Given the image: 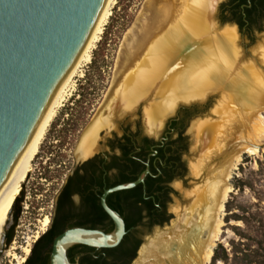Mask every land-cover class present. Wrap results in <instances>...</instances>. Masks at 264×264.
Returning a JSON list of instances; mask_svg holds the SVG:
<instances>
[{"label": "bare ground", "instance_id": "obj_1", "mask_svg": "<svg viewBox=\"0 0 264 264\" xmlns=\"http://www.w3.org/2000/svg\"><path fill=\"white\" fill-rule=\"evenodd\" d=\"M159 1L161 4L157 6ZM113 2L104 1L83 48L51 97L18 171L0 198V243L11 207L32 170L45 132L71 94L75 74L91 61V51ZM213 2L147 0L149 19L139 26L133 50L127 56L133 67L121 81L113 82L75 149L76 158L87 156L98 130L110 127L117 111L133 108L149 94L152 96L144 107V115L148 130L154 131L179 102L198 100L212 89L222 90L213 109L219 117L199 120L194 126L195 137H203V148L191 166L192 172L200 174L211 157L219 160L208 168L204 183L195 186L191 201L178 214L176 225L168 232H158L142 246L135 264H208L212 247L221 235L223 203L232 190L229 183L232 171L243 152L259 151L257 142L264 136V72L253 61L236 65L237 32L234 27L214 29L210 18ZM259 59L264 64V47L259 50ZM235 132L238 141L231 145L227 142L229 147L225 149L226 139ZM175 211L178 213L179 209ZM47 224L46 216L43 226ZM29 250V246L24 247V254ZM24 260L22 256L18 263Z\"/></svg>", "mask_w": 264, "mask_h": 264}, {"label": "rangeland", "instance_id": "obj_2", "mask_svg": "<svg viewBox=\"0 0 264 264\" xmlns=\"http://www.w3.org/2000/svg\"><path fill=\"white\" fill-rule=\"evenodd\" d=\"M219 1L221 3L225 0ZM146 2L147 0H114L112 3L110 15L91 51V61L84 64L80 68L81 70L75 74L73 78L74 88L58 108L48 126L38 153L32 161V170L22 184L21 190L23 189L24 196L22 202L19 203L22 211L14 227V236L11 242L6 245L3 240L0 243V264H19L18 258L27 255L24 254V247L29 246L30 248L36 240L34 239L35 235H41L42 231L45 230L46 226H43V219L51 212L55 192L61 183L62 171L58 164L62 161L72 162L82 133L100 109L107 93L113 84L121 81L123 75L133 67L130 61L128 63L127 56L133 50V43L139 34V26L144 20L149 19L151 11L146 8ZM160 4L159 1L156 5ZM212 13L211 11V15ZM215 14H218V11H215ZM211 20L216 27L215 20L212 18ZM225 26L217 28V31H221ZM236 45L239 51V59L237 58L236 65L253 61L264 72V64L259 59V50L264 47V22L262 30L255 31L252 40L245 35L239 36L237 34ZM80 71H82L81 75ZM209 95L208 99L199 101L197 112L188 120L184 131L188 145L187 151L183 154H187L191 161H195L196 156L191 150L194 144L191 141V131H189L191 122L215 116L213 109L221 98L217 91H212ZM151 96V94L145 96L129 110L117 111L112 117V125L98 130L96 142L107 137L111 130L120 133L118 124L121 123L131 129L138 127L142 134L152 138L160 137L166 121L175 116L177 112L167 115L161 126L154 131H149L145 121L144 107ZM189 102L179 103L189 104ZM175 108L178 110L177 105ZM76 124L79 130L74 132L72 128ZM100 130L103 131L99 135ZM236 135L235 132L230 139H226L225 149L238 141ZM257 143L260 145L259 151L254 154L243 152L234 167L229 178L232 190L223 203L222 231L213 251L218 244H222L229 254L228 264L243 263L241 259L243 252L238 251L235 256L233 249L246 250V244H250L252 247L260 244L264 248V136ZM211 159L210 168L216 165L219 158L211 157ZM184 160L186 173L182 184H180V180H173L170 184L172 188L171 199L167 204L169 220L166 224L161 225L160 229L155 225L149 230L143 229L140 235L139 251L142 246L154 239L158 232H164L166 227L171 226L169 221L176 218L173 215V210L179 209V214L183 213L182 208L190 202L186 201V194L195 186L204 183L203 177L202 179L191 177L188 170V160L186 158ZM176 184H179L180 187H176ZM234 215H238L240 219H236ZM12 221L10 211L4 229L5 233ZM14 254L16 258H13ZM261 254H264V251H261ZM212 255L208 264H224L222 260L212 262ZM138 257L139 254L136 253L135 258L129 264H135ZM257 258V260H264V255Z\"/></svg>", "mask_w": 264, "mask_h": 264}, {"label": "water", "instance_id": "obj_3", "mask_svg": "<svg viewBox=\"0 0 264 264\" xmlns=\"http://www.w3.org/2000/svg\"><path fill=\"white\" fill-rule=\"evenodd\" d=\"M104 1L0 0V198L18 171L51 97L83 48ZM219 5L220 1L214 0L212 15L210 11V18L216 23L214 29L227 25L234 27L237 34L242 36L236 23L219 20L215 14ZM212 91L222 95L221 89H212L204 97L189 104L178 103L177 107L198 105L200 100L208 99ZM176 112L177 108H174L171 113ZM213 113L215 116L204 119H217L218 113ZM198 121H192L189 129L194 143L191 150L196 155L195 161L189 160L187 154H183V158L188 160L191 177H203L202 180H205L202 175L208 171L212 159L198 175L191 169L203 148V137H195L194 126ZM97 147L95 140L94 146L84 158L93 155ZM149 172L147 163L135 180L105 188L100 202L113 222L112 231L84 227L65 229L53 240L51 264H81L67 259L66 250L72 244L96 248L117 246L128 230L122 216L107 204L106 197L112 192L143 183ZM179 182L182 184V180ZM176 187L180 185L176 184ZM194 188L186 194V201H191ZM173 211L176 218L169 221L171 226L166 227V232L177 223L180 210L178 213ZM155 226L159 229L161 227ZM4 238L5 232L1 235V242ZM139 253L138 249L137 254Z\"/></svg>", "mask_w": 264, "mask_h": 264}, {"label": "trees", "instance_id": "obj_4", "mask_svg": "<svg viewBox=\"0 0 264 264\" xmlns=\"http://www.w3.org/2000/svg\"><path fill=\"white\" fill-rule=\"evenodd\" d=\"M217 15L221 22L236 23L242 35L252 40L254 32L262 30L264 0H225L220 3ZM196 112L197 105L178 108L175 116L168 119L174 132L165 135V138L161 141L143 135L138 130L135 134L124 135V141L119 143L124 161L117 163L120 170L115 176L110 178L108 187L135 180L146 168L145 162L148 155L150 158V172L146 175L143 183L129 189L112 192L107 196L108 205L122 216L128 231L117 246L102 248L108 257V260L104 261L105 264H129L136 256L141 243L140 235L143 229L149 230L154 225H163L168 222L167 204L171 199L170 193L172 191L168 184L175 179L184 178L186 173V163L182 158V154L187 151L188 144L184 131L188 120ZM76 126L77 124L72 128L74 132L79 130ZM175 132L177 136L174 137ZM136 145L140 148V151L129 154ZM138 156H141L142 161L136 158ZM154 158L160 160L154 164L152 162ZM21 200L22 190L11 207L13 221L5 233L4 244L6 245L11 242L14 236V227L22 211L19 205ZM107 216L102 211L99 220ZM234 216L236 219H240L238 215ZM136 226H140L141 229L134 228ZM112 229L113 224L106 229V232H110ZM44 235H40L33 246L37 245ZM33 248L32 252L34 253L35 250ZM245 249L232 250L235 256L238 251L243 252L241 257L243 263L235 264H264V260H257V257L264 255L261 254L264 248L260 244L256 247L246 244ZM218 260L228 264L229 254L222 244H218L213 251L212 262ZM94 264H99L98 260H95Z\"/></svg>", "mask_w": 264, "mask_h": 264}, {"label": "flooded vegetation", "instance_id": "obj_5", "mask_svg": "<svg viewBox=\"0 0 264 264\" xmlns=\"http://www.w3.org/2000/svg\"><path fill=\"white\" fill-rule=\"evenodd\" d=\"M192 106L195 105L186 107ZM118 128L120 133L111 130L107 137L97 141L98 147L95 149L93 155L86 158H76L75 156L71 163L62 161V163L60 162L58 164V167L62 171L61 183L55 192L51 212L49 215H46L48 217V224L41 233V235H45L35 246H33V244L40 235L34 238L36 240H34L32 246L29 248L30 251L25 256L23 264H51L53 240L67 228L84 227L100 229L106 232V229L113 224L109 216L99 220L102 211H104L101 206L100 196L103 190L108 187L110 178L119 172L120 169L117 163H122L124 161L119 143L124 141V135H132L139 130L138 127L131 129L123 123L118 124ZM102 131L103 130H100L99 135ZM173 132L170 121L167 120L162 135L156 140L161 141L165 138V135L172 134ZM175 136H177L176 132L174 133V137ZM139 151L140 148L136 145L129 154L138 153ZM136 158L142 161L141 156ZM149 160L150 158L148 155L145 162L146 164L148 163V165ZM158 160L160 159L154 158L152 162L155 164ZM178 179L183 180V178ZM170 184L171 182L168 184L171 188ZM23 196L24 192L22 189V197ZM20 202H22V200ZM138 228L141 229L140 226H138ZM32 247H34V253L32 252ZM102 248L105 247L96 248L94 246L76 243L67 248L66 256L70 262L94 264V261L98 260L99 264H105L104 261L108 260V257ZM29 256L30 259L27 261Z\"/></svg>", "mask_w": 264, "mask_h": 264}]
</instances>
